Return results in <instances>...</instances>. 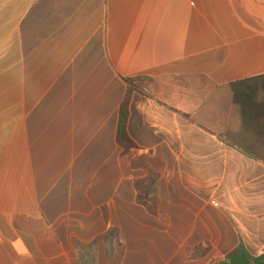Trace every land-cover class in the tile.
<instances>
[{
    "label": "crops",
    "instance_id": "0c3cea01",
    "mask_svg": "<svg viewBox=\"0 0 264 264\" xmlns=\"http://www.w3.org/2000/svg\"><path fill=\"white\" fill-rule=\"evenodd\" d=\"M261 77L264 0H0V264L264 255Z\"/></svg>",
    "mask_w": 264,
    "mask_h": 264
},
{
    "label": "trees",
    "instance_id": "16d2710c",
    "mask_svg": "<svg viewBox=\"0 0 264 264\" xmlns=\"http://www.w3.org/2000/svg\"><path fill=\"white\" fill-rule=\"evenodd\" d=\"M260 79L261 81H263L264 77H261L253 81L256 82L257 80H260ZM126 82L128 83L129 87H128V92L120 108L119 125H118V131H117V143L121 148H123V150L126 153H129L132 149L136 147V144L133 142V140L131 139L128 133L130 106H131V101L133 98L134 88H133L132 80H126ZM247 82L244 81V82H240L237 84H232L229 87L241 86L243 84H246ZM199 125L202 127V124H200V122H199ZM230 129H231V126L225 127V129L222 128L221 131L217 133L212 130L210 132L216 133L217 135H219V137L224 139L228 144H248V141L246 138L240 139V138L235 137L234 133L231 132ZM246 131H247V128H245V131H244L245 135L248 134ZM262 135L264 136V134ZM217 263L218 264H264V255L254 258L249 254V252L243 246H241L238 249H236L233 254L219 259Z\"/></svg>",
    "mask_w": 264,
    "mask_h": 264
}]
</instances>
